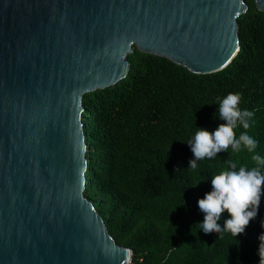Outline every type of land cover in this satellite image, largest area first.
Segmentation results:
<instances>
[{
    "label": "water",
    "instance_id": "1",
    "mask_svg": "<svg viewBox=\"0 0 264 264\" xmlns=\"http://www.w3.org/2000/svg\"><path fill=\"white\" fill-rule=\"evenodd\" d=\"M264 11V0H255ZM244 0H0V264H128L85 197L82 95L133 46L194 73L239 49Z\"/></svg>",
    "mask_w": 264,
    "mask_h": 264
},
{
    "label": "trees",
    "instance_id": "2",
    "mask_svg": "<svg viewBox=\"0 0 264 264\" xmlns=\"http://www.w3.org/2000/svg\"><path fill=\"white\" fill-rule=\"evenodd\" d=\"M237 17L239 49L224 68L194 73L164 56L133 46L127 74L114 84L82 95L86 145L85 197L113 240L131 249L128 264H259L264 234V194L257 215L236 237L205 234L198 200L212 190L214 174L257 167L264 157V11L244 0ZM239 93V108L254 111L246 148L197 161L190 142L199 128L209 132L225 121L219 101ZM245 131L234 129L236 137ZM261 171L264 172V166ZM229 218L222 213L221 227Z\"/></svg>",
    "mask_w": 264,
    "mask_h": 264
},
{
    "label": "clouds",
    "instance_id": "3",
    "mask_svg": "<svg viewBox=\"0 0 264 264\" xmlns=\"http://www.w3.org/2000/svg\"><path fill=\"white\" fill-rule=\"evenodd\" d=\"M240 101L239 93H229L219 101L218 115L225 123H221L214 132L199 128L195 133L194 139L189 143L194 156L189 162L190 169H197L198 160L215 157L229 147L233 152L241 151L242 147L250 153L255 152L257 141L247 131L255 113L248 109L241 110ZM238 125L245 131L237 138L234 129ZM251 159L256 162L257 167H240L237 171L236 165L232 164L231 170L212 176V190L198 200L199 209L204 213L203 223L199 225L205 234L228 232L236 237L244 233L249 222L257 215L261 195L264 194V172L259 167L264 166V157L254 154ZM224 212L229 214V218L221 227L217 221ZM259 240V264H264V234L259 236Z\"/></svg>",
    "mask_w": 264,
    "mask_h": 264
}]
</instances>
